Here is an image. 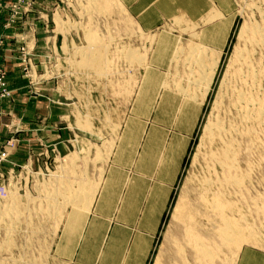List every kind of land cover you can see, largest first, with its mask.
<instances>
[{
  "label": "rangeland",
  "instance_id": "obj_1",
  "mask_svg": "<svg viewBox=\"0 0 264 264\" xmlns=\"http://www.w3.org/2000/svg\"><path fill=\"white\" fill-rule=\"evenodd\" d=\"M211 2L199 20L145 31L118 0L11 1L6 11L18 4L24 16L3 26L23 29L15 48L0 36V59L13 62L0 64L9 93L0 96V264H87L91 257L97 264L106 240L125 228L146 237L138 243L148 249L145 264H195L193 247H175L183 245L187 205L204 190L206 201L220 195L227 219L242 230L238 245L218 251L212 264H237L243 250L264 262L263 127L244 120L229 95L235 52L247 51L261 78L248 91L254 102L264 100V54L248 43L251 29L264 25V0ZM90 52L101 55V67L86 64ZM210 59L215 74L201 100ZM224 147L233 169L216 163ZM229 176L238 185L223 183ZM84 193L88 210L77 202ZM198 219L201 237L209 226Z\"/></svg>",
  "mask_w": 264,
  "mask_h": 264
},
{
  "label": "bare ground",
  "instance_id": "obj_2",
  "mask_svg": "<svg viewBox=\"0 0 264 264\" xmlns=\"http://www.w3.org/2000/svg\"><path fill=\"white\" fill-rule=\"evenodd\" d=\"M264 24V23H263ZM249 32V31H248ZM250 37L248 39V43L250 45L251 48H253L254 50H258L260 51L261 53L260 54H264V25L263 26H256L255 28H252L251 31H250ZM113 34V33H112ZM243 35H244V31L239 35L243 38ZM126 36V35H125ZM249 36V35H248ZM129 39V38H128ZM87 41L88 42H92V43H89L91 46H94L95 44V41L96 39L94 38H87ZM94 42V43H93ZM113 42V41H112ZM109 43V42H108ZM247 43V42H246ZM247 45V44H246ZM248 45V46H249ZM250 47H249V50H250ZM141 49V48H140ZM248 49V48H247ZM77 50V49H76ZM144 50V49H143ZM94 51V50H93ZM108 51V50H107ZM88 52H89V49H88ZM195 52V50L193 51ZM84 53V52H83ZM93 52H90L89 54L88 53H85L86 55L88 54V57H84L85 54H83V57L85 58L84 60L87 61V63L84 61L83 63L85 64H88L89 66H91V64H98L101 58V53L99 54L100 57L97 55L94 56V53L98 54V52L94 51V53L92 54ZM210 54V53H209ZM85 55V56H86ZM104 57V56H103ZM144 57V56H143ZM184 57V56H183ZM192 57V56H191ZM217 58V56H215ZM235 59H234V63L237 65L236 69L234 68L233 70V77H234V81H235V85L234 83H232L233 86H231L229 88V95L231 96V100H230V103H231V106L234 110L237 111V109H240L243 117H244V120H247V121H251L253 122L254 124H256V126H262L263 128V132H264V100L263 98L260 99V101H257L254 102V94H251L250 91H248L249 89H254L257 85V83L259 82V80H261L260 78V73L258 74L257 73V70L255 69H251L249 67V63L248 61H250L251 59V56H250V53L249 52H241V53H238V52H235V55H234ZM218 58H219V54H218ZM88 59V60H86ZM259 59V58H258ZM211 60V59H210ZM262 60V59H261ZM204 61V60H203ZM209 61V60H208ZM253 61V60H252ZM251 61V62H252ZM90 62V63H89ZM103 62V61H102ZM205 62V61H204ZM101 63V62H100ZM99 63V64H100ZM131 63V62H130ZM202 63V62H201ZM85 64V66H86ZM98 64V65H99ZM104 64V63H103ZM199 64V63H198ZM209 64V63H208ZM234 64V65H235ZM92 65V66H93ZM97 65V67H101L102 64H100L99 66ZM132 65V64H131ZM215 65H216V61H213L211 60V63L206 66L205 65V71H203L204 73H202V90L203 92L201 93V100H204V97L208 94L209 90H210V86H211V81L213 79V76H214V71H215ZM254 65V63L252 64ZM77 66V65H76ZM91 66V67H92ZM96 67V69H97ZM190 67V66H189ZM87 68V66H86ZM94 68V67H93ZM92 68V69H93ZM256 68V67H255ZM80 69V68H79ZM89 69V68H88ZM91 69V68H90ZM95 69V68H94ZM101 69V68H100ZM99 70V69H98ZM94 71V70H93ZM104 71V70H102ZM128 71V70H127ZM232 72V71H231ZM77 74V73H76ZM101 74V73H100ZM195 74V73H193ZM117 75V74H116ZM119 75V74H118ZM196 75V74H195ZM226 75H227V72H226ZM102 76V75H101ZM191 76V75H190ZM232 77V76H231ZM264 77V76H263ZM201 78V77H200ZM199 79V78H198ZM167 81V80H166ZM194 82V81H192ZM229 83V82H228ZM194 84V83H193ZM200 84V83H199ZM260 84V83H259ZM264 84V83H263ZM236 85H238V89L236 88ZM259 87V86H258ZM264 90V89H263ZM253 92V91H252ZM140 93V92H139ZM256 93V92H255ZM261 93V92H260ZM182 95V94H181ZM225 95V94H224ZM254 95V96H252ZM263 95V93L261 94ZM264 97V96H263ZM243 106V107H242ZM236 113V112H235ZM240 113V114H241ZM236 117V116H235ZM242 119V118H241ZM250 122V124H251ZM246 124V123H244ZM253 124V125H254ZM173 125V124H172ZM208 126V125H207ZM252 126V124H251ZM255 126V125H254ZM218 126H215L213 128H216L215 131H218ZM209 130V129H208ZM246 130V129H245ZM231 131V130H230ZM214 132V131H213ZM219 133V131H218ZM209 135H211V131L208 133ZM213 136V135H212ZM212 136H209V137H212ZM219 136V135H218ZM208 137V138H209ZM213 138V137H212ZM210 138V140L212 139ZM255 138V137H254ZM214 139V138H213ZM212 139V140H213ZM252 140V139H251ZM217 141V140H216ZM256 142V141H255ZM219 143V142H218ZM210 144H212L210 142ZM220 149V148H219ZM219 151V150H218ZM217 151V152H218ZM230 149H225L224 147V150L222 151V155L223 157L219 156V159L220 161H217L216 163H218L220 166H227V162L226 160L228 159L227 157V154L230 155ZM232 153V152H231ZM210 154V153H209ZM216 154V153H215ZM215 154L214 156H212L214 158L215 157ZM218 154V153H217ZM212 154H210L211 156ZM228 155V156H229ZM233 156V155H232ZM238 156V155H237ZM109 157V156H108ZM234 157V156H233ZM264 157V156H263ZM218 158V157H217ZM230 158V156H229ZM236 158V157H235ZM107 159V158H106ZM229 162H230V159H228ZM232 160V159H231ZM262 160V159H261ZM215 161V159L213 160V162ZM233 162V161H232ZM231 162V164H232ZM238 163V162H237ZM260 163V162H259ZM217 164V165H218ZM235 164V163H234ZM233 165V164H232ZM234 166V165H233ZM233 166H227V168H231ZM238 167V166H237ZM221 168V167H220ZM228 169V171H229ZM233 169V168H231ZM214 170V169H213ZM227 171V173H228ZM238 171V170H237ZM235 172V171H234ZM241 172V171H240ZM69 173V172H68ZM239 174V173H238ZM244 174V173H243ZM226 176V174H225ZM246 177V176H245ZM59 180V179H58ZM81 180V179H80ZM238 181V182H237ZM233 179V177L229 176V178H226L225 181L223 183H231L234 185H238L239 183V180L237 179ZM208 182V181H207ZM81 183V182H80ZM218 183V182H217ZM242 184V183H241ZM208 185V184H207ZM223 185V184H222ZM59 186V185H58ZM97 186V185H96ZM95 186V187H96ZM221 186V185H220ZM240 186V185H239ZM73 187V186H72ZM224 187V186H223ZM67 188V187H66ZM230 188V187H229ZM77 189V188H76ZM75 189V191H76ZM81 189V188H80ZM87 189V188H86ZM96 189V188H95ZM94 188L91 187L90 190H94V192L96 191ZM85 190V189H84ZM83 190V191H84ZM70 191V190H68ZM78 191V190H77ZM78 192L82 194V192ZM208 191V190H207ZM86 192V191H85ZM92 192H90L92 194ZM75 193V192H74ZM218 193V192H217ZM220 193V192H219ZM77 194V192L75 193ZM95 194V193H94ZM74 195V194H73ZM93 195V194H92ZM206 191L204 190L202 195L200 194V196L197 198H195V202L196 203H191V205H187V206H184V204L181 206V203L178 205V211H181L183 212L184 214V208H186L187 210V214H184V217H181L182 219V222L184 224V227L183 228V238H182V244L181 245V241L178 245H176V250L178 252H183L184 250V246L187 247V245H189L190 247H193L194 249V252H193V255H194V260H195V264H212L213 262V259H214V256L217 254L218 251H220L221 249H225L226 250V247L227 246H230L232 248H234L235 246L238 245V243L240 242V235H238L240 233V228H238V225L239 224H233V222H230L228 219H227V212L229 210V208L227 207L226 209V204H222L220 203L218 200L219 196L217 197V199H212V201H206ZM224 195V194H223ZM9 196V195H8ZM90 194H83V196H81L79 199L80 200H77V202H81L80 204L82 205V207H86L88 206L89 208V204H88V201L90 200ZM225 196V195H224ZM212 197V196H211ZM223 197V196H222ZM66 198V197H65ZM65 198L64 200L62 199L63 202H65ZM215 198V197H214ZM224 198V197H223ZM242 199V198H241ZM264 199V198H263ZM186 199H184L185 201ZM208 200V199H207ZM211 200V199H209ZM261 200V199H260ZM13 201V200H11ZM49 201V200H48ZM221 201V200H220ZM44 202V201H43ZM62 202V203H63ZM92 202V201H90ZM192 202V201H191ZM261 203V202H260ZM264 203V202H263ZM45 204V203H44ZM57 204V203H55ZM79 203H77L78 206L76 207H79L80 205ZM41 205V204H40ZM80 205V207H81ZM202 205V206H200ZM91 206V205H90ZM229 206V205H228ZM75 207V208H76ZM181 207L183 209V211L181 210ZM231 207V206H230ZM47 208V207H46ZM87 208V210H88ZM201 208H204L201 209ZM45 209V208H44ZM78 209V208H77ZM81 209V208H80ZM79 209V210H80ZM85 208H83L84 210ZM38 210V209H37ZM40 210V209H39ZM231 210V209H230ZM240 210V209H239ZM4 211V210H3ZM28 211V210H27ZM238 212V211H237ZM3 213V212H2ZM50 213V212H49ZM76 214V213H75ZM238 214V213H237ZM78 215V214H77ZM84 215V214H83ZM2 216V215H1ZM1 216H0V219H1ZM252 217V216H251ZM12 218V217H11ZM198 218H205L208 222V226H209V229L207 230L208 233L204 234V235H201V237L199 236L200 235V232L202 230V225L198 222L199 219ZM240 218V217H239ZM9 219V218H8ZM244 219V218H243ZM257 219V218H256ZM2 220V219H1ZM7 220V219H6ZM198 220V221H197ZM204 220V219H203ZM233 220V219H231ZM11 222V220H9ZM202 221V220H201ZM200 221V222H201ZM1 222V221H0ZM244 223V222H243ZM26 226V225H25ZM246 228V227H245ZM239 229V230H238ZM244 230V228H242ZM182 230V229H180ZM242 231V230H241ZM7 232V231H6ZM204 232V231H203ZM238 232V233H237ZM199 233V234H198ZM202 234V233H201ZM213 235L216 236V238L218 240H212L213 239ZM212 239H211V238ZM214 238V239H216ZM173 239V238H172ZM247 239V237H246ZM176 242V241H175ZM178 243V242H177ZM176 243V244H177ZM189 247V249H190ZM228 249V248H227ZM224 250V251H225ZM229 250V249H228ZM235 250V249H234ZM227 252V251H226ZM238 253V252H237ZM177 257V256H176ZM175 258V257H174ZM233 259V258H232ZM176 260V258H175ZM188 261V260H187ZM176 262V261H175ZM174 262V263H175ZM182 262V261H181ZM179 263L178 264H183L182 263ZM189 262V261H188ZM217 262V261H216ZM172 263V264H174ZM154 264H158V261ZM177 264V263H176ZM190 264V263H189Z\"/></svg>",
  "mask_w": 264,
  "mask_h": 264
},
{
  "label": "crops",
  "instance_id": "obj_3",
  "mask_svg": "<svg viewBox=\"0 0 264 264\" xmlns=\"http://www.w3.org/2000/svg\"><path fill=\"white\" fill-rule=\"evenodd\" d=\"M11 1L12 0L0 1L3 7L2 12L0 13V36H8L9 42L7 46L15 48L18 43L17 37L20 35L19 32H22L23 29H17V32L3 30V26L6 23L8 16V11H6V9L8 5H10ZM118 1L127 11L130 18L138 24L139 28L145 31L155 29L168 21L181 20V17L189 21L199 20L205 12L203 10V5H207V2L209 5L212 4L211 0ZM32 21L33 16L31 15L25 19L26 25L29 26ZM2 63L9 65L13 62L7 60L6 58H1L0 64ZM11 68H13V66ZM9 74L10 75L8 76L10 81H12L11 76H18V74L14 71L12 73L9 72ZM1 113L2 109L0 107V125H2L5 121ZM143 242H146V237L144 241L142 238L137 240V235L135 234L134 229L125 228L122 230H115V232H113V234L106 240L105 249L97 256L96 262H98L97 264H145L148 249L145 251L146 247H140V249L138 248V243ZM89 257L90 256L85 255V260H88ZM260 257L261 256L254 251L243 250V252L239 255L237 264H264V262L259 259ZM92 260L93 258L91 257L89 258V261H86V263L94 264L90 262ZM66 263H69V261L66 260Z\"/></svg>",
  "mask_w": 264,
  "mask_h": 264
},
{
  "label": "built area",
  "instance_id": "obj_4",
  "mask_svg": "<svg viewBox=\"0 0 264 264\" xmlns=\"http://www.w3.org/2000/svg\"><path fill=\"white\" fill-rule=\"evenodd\" d=\"M23 1H25V0H18V2H19L18 4H20ZM18 4L12 7V9L10 10V14L8 12L7 20L5 23L6 26L10 25V24H15L16 20L19 18H20V21H22V16H24V15H22V13L18 10V6H19ZM1 12H2V5L0 2V13ZM3 47H5L4 40H3V38H0V51H2ZM23 49H24V47H23ZM4 58H6V57H4ZM0 93H2V95H0V96H3V97H7L9 95V93L7 92L4 77H3L1 72H0ZM4 157H5L4 154L0 155V161H2L4 159ZM2 186H3V184L0 185V188H2Z\"/></svg>",
  "mask_w": 264,
  "mask_h": 264
}]
</instances>
